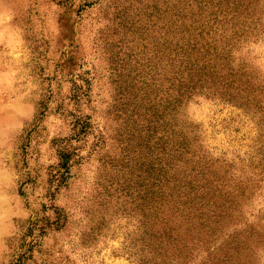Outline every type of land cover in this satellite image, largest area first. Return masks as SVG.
I'll list each match as a JSON object with an SVG mask.
<instances>
[{
    "label": "rangeland",
    "instance_id": "obj_1",
    "mask_svg": "<svg viewBox=\"0 0 264 264\" xmlns=\"http://www.w3.org/2000/svg\"><path fill=\"white\" fill-rule=\"evenodd\" d=\"M0 264H264V0H0Z\"/></svg>",
    "mask_w": 264,
    "mask_h": 264
},
{
    "label": "trees",
    "instance_id": "obj_2",
    "mask_svg": "<svg viewBox=\"0 0 264 264\" xmlns=\"http://www.w3.org/2000/svg\"><path fill=\"white\" fill-rule=\"evenodd\" d=\"M178 56H179V61L183 65H185V67H186L185 70L188 71V73H189L188 75L190 77V80L195 82V85L193 86V88H191V89L194 90L196 88V86H198L197 83L202 82V80H203V78L205 76V75L202 74V72L204 71L205 67L199 69V66L194 65V62L187 63V61H186L187 57L186 56H183V55L182 56L178 55ZM183 73L184 72H181L180 74L182 75ZM159 187L161 188L160 185H159ZM180 195L181 196H179V197L186 198V196H184L183 194H180Z\"/></svg>",
    "mask_w": 264,
    "mask_h": 264
}]
</instances>
